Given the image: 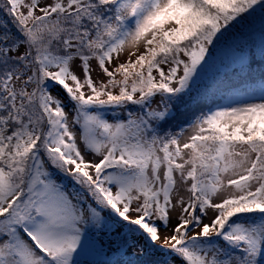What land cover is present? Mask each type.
<instances>
[{
    "label": "snow or ice",
    "instance_id": "1",
    "mask_svg": "<svg viewBox=\"0 0 264 264\" xmlns=\"http://www.w3.org/2000/svg\"><path fill=\"white\" fill-rule=\"evenodd\" d=\"M0 11V264H264V0Z\"/></svg>",
    "mask_w": 264,
    "mask_h": 264
},
{
    "label": "trees",
    "instance_id": "2",
    "mask_svg": "<svg viewBox=\"0 0 264 264\" xmlns=\"http://www.w3.org/2000/svg\"><path fill=\"white\" fill-rule=\"evenodd\" d=\"M12 23L11 22H8L7 23V27L11 26ZM11 29V27H9ZM12 31V29H11ZM0 33H3L2 30H0ZM225 60L227 59V54L225 53L224 54V57H223ZM258 59V57H257ZM211 67V66H210ZM215 70H211V71H208V74L206 75V78H211L215 75L216 71H217V67H213ZM223 69H221L222 71ZM194 111V108L193 106H191L190 104H188V102H184V103H181L179 105H177L174 110H173V118L169 121V127L171 129H177L178 126H182L183 124H185L192 116V113ZM95 255L92 254V255H89L88 256H85L82 258V260L84 262L86 261H90V260H93L95 259ZM118 257L111 254L109 256H106V257H101V259H104V260H107V259H117ZM78 260L80 261L79 259V256H78Z\"/></svg>",
    "mask_w": 264,
    "mask_h": 264
},
{
    "label": "rangeland",
    "instance_id": "3",
    "mask_svg": "<svg viewBox=\"0 0 264 264\" xmlns=\"http://www.w3.org/2000/svg\"><path fill=\"white\" fill-rule=\"evenodd\" d=\"M2 4H3V0H0V5H2ZM8 22H11V23H12V21H11L7 16H5V15L3 14L2 11H0V30L4 31L5 29H7V30H9L12 34H15L16 29L13 27V23H12L11 26H9V27H11V29H12V31H11V29H10L9 27L6 26ZM127 59H128V50H125L123 53L120 54L118 60H115L114 62H115V63H119V62H123V61H125V60H127ZM211 70H215V69L213 68V66H211V67L208 68V70H207V74H208V71H211ZM207 74H206V75H207ZM93 78H94V79L96 78L95 73H93ZM161 234L163 235V229H161ZM102 238H104V237H102ZM92 254H94V252H93L91 249H89V252H88L87 254L80 255V256H79V259H80L81 262H84V261L82 260V258L85 257V256H88V257H89V255H92ZM109 255H111V253H109ZM109 255H108V256H109Z\"/></svg>",
    "mask_w": 264,
    "mask_h": 264
}]
</instances>
